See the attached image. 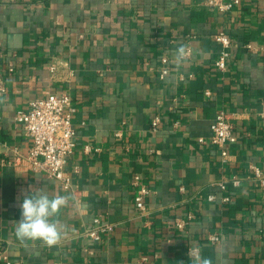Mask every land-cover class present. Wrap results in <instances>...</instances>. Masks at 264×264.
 <instances>
[{
    "label": "crops",
    "instance_id": "crops-1",
    "mask_svg": "<svg viewBox=\"0 0 264 264\" xmlns=\"http://www.w3.org/2000/svg\"><path fill=\"white\" fill-rule=\"evenodd\" d=\"M220 31L232 40L224 73L214 67ZM180 43L192 53L177 71ZM0 68V264H192L193 242L213 264H264V187L250 169L264 172V0L228 12L198 0H0ZM51 94L70 95L76 109L66 166L74 192L28 167L32 140L15 121ZM220 111L237 138L225 158L209 143ZM137 174L150 189L145 214ZM38 188L74 197L57 246L15 236L22 198ZM96 218L114 225L99 243L84 237Z\"/></svg>",
    "mask_w": 264,
    "mask_h": 264
},
{
    "label": "built area",
    "instance_id": "built-area-1",
    "mask_svg": "<svg viewBox=\"0 0 264 264\" xmlns=\"http://www.w3.org/2000/svg\"><path fill=\"white\" fill-rule=\"evenodd\" d=\"M206 7L221 12L231 11L239 6L244 0H198ZM215 41L220 45V52L214 62V67L219 73H224L228 69V61L231 55L232 40L224 31H220L215 35ZM190 48V46H188ZM253 49L252 45L247 46ZM191 49V48H190ZM192 53V51H191ZM162 64L164 68L161 71V77L164 78L168 73V59L163 58ZM57 67L50 66L51 72H55ZM12 71V69H10ZM4 75L0 68V98L5 93ZM210 95V92H206ZM76 109L72 104L70 95L68 94H51L45 98H37L29 103L27 109L19 110L16 114L15 121L22 126L26 135L32 140V146L26 157L28 167L35 171L46 174L49 178L57 180L62 188L66 191L74 192L73 184L70 176L66 172V166L70 156L76 148L75 130L72 123L73 114ZM261 117L264 119V100L261 103ZM160 120L156 117L152 126L156 128ZM237 138L234 134V125L230 114L225 111L217 113L211 125V137L209 143L221 150L222 157L228 156V148L236 142ZM200 143H206L204 139H199ZM90 148L86 147V151ZM254 180L259 187H264V172L257 166L250 167ZM234 187L240 186V179L234 178L231 181ZM132 186L135 189V204L140 214L146 213V200L150 195V189L143 181L140 175H135L132 180ZM222 189H226L225 184H220ZM215 195H210L208 201L214 202ZM231 201L229 196L223 197L222 202ZM195 219L194 214H189L186 219L178 218L175 220V227L179 231H185L190 222ZM114 231L113 224H105L100 218L94 220V225L84 232V237L94 243L103 240L105 234ZM264 233V227H263ZM210 243H217L219 237L217 234L208 236ZM189 251V250H188ZM7 259V257H0ZM10 264V262H7Z\"/></svg>",
    "mask_w": 264,
    "mask_h": 264
},
{
    "label": "clouds",
    "instance_id": "clouds-1",
    "mask_svg": "<svg viewBox=\"0 0 264 264\" xmlns=\"http://www.w3.org/2000/svg\"><path fill=\"white\" fill-rule=\"evenodd\" d=\"M173 55L174 65L179 71L191 57V49L180 43ZM74 197L70 195H49L43 188L25 195L20 203V219L17 222L15 236L21 244L27 246L28 241H40L48 247L57 246L64 238L66 226L59 219L62 210L69 206ZM77 211L86 209V205L76 206ZM188 257L192 264H213L210 257L202 254L199 244L193 242L189 247Z\"/></svg>",
    "mask_w": 264,
    "mask_h": 264
}]
</instances>
